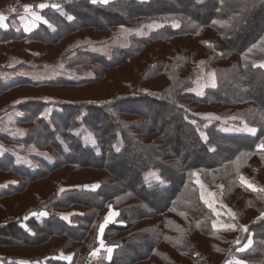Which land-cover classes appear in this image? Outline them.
I'll return each mask as SVG.
<instances>
[{
    "label": "trees",
    "instance_id": "obj_1",
    "mask_svg": "<svg viewBox=\"0 0 264 264\" xmlns=\"http://www.w3.org/2000/svg\"><path fill=\"white\" fill-rule=\"evenodd\" d=\"M11 2L10 20L27 6L48 26L28 34L0 29V58L62 67L66 78L0 83V116L17 103L18 123L38 128L21 144L42 153L38 168L16 153L0 157L1 263L88 264L95 253L96 264H264V0ZM121 32L128 44L110 58L70 49ZM200 69L215 85L197 96ZM92 85L98 96L84 100L5 99L19 90ZM50 103L58 119L38 113ZM223 121L255 134H225ZM83 127L95 147L83 144ZM79 173L94 178L73 184ZM58 184L70 189L57 195ZM214 197L233 217L216 213ZM110 210L117 216L98 252L97 226ZM35 212L46 214L27 219Z\"/></svg>",
    "mask_w": 264,
    "mask_h": 264
},
{
    "label": "rangeland",
    "instance_id": "obj_2",
    "mask_svg": "<svg viewBox=\"0 0 264 264\" xmlns=\"http://www.w3.org/2000/svg\"><path fill=\"white\" fill-rule=\"evenodd\" d=\"M138 1H147V0H138ZM14 6L11 0H2L0 2V16L5 17L2 21H0V29H11V30H19L24 32L25 34H28L38 27L42 26H48L47 21H45L44 18H42L39 14L37 15V12H33L31 10H28L26 8L22 9V14L18 16L17 18L14 17V19H11L8 17V14L13 12ZM152 28V27H151ZM137 34L139 36H144L147 34L143 29L138 30ZM128 34L126 32H121L115 36V38L112 39V41H98V42H92L90 40H82L76 42L74 45L70 47L72 53L74 49H80V50H86L89 52L98 53L100 55H103L107 58H110V50L113 48L118 47H125L128 44ZM53 49V48H52ZM59 51V50H58ZM65 72L62 67L53 68L52 66H44L43 63L36 64V62L32 61L31 58H22L19 56H11L8 55L7 57L0 58V83H8L10 81H13L15 79H30L33 81H42V80H50V79H56V78H66ZM85 77L90 78L91 75H86ZM82 78H77L76 80H81ZM214 77L212 74L209 73H202L201 69L199 70V77L193 86V89L191 90V93L195 95H201L207 88L214 87ZM99 89L95 86H88L82 89H50V88H41L38 90H19L16 93L10 94L5 99H13L14 97H18L21 94L28 93V96H39L41 94L43 95H51V96H59L64 99H70V100H84L88 98H95L97 95V91ZM43 100L48 101L47 98H43ZM5 100L3 99L1 101V104H3ZM53 102V101H50ZM0 104V105H1ZM17 103H14L13 107H10L11 110L8 111H1L3 114L0 116V157L3 155H10L12 156L13 153H16L19 158H16L18 162L21 164L31 166L33 168H38L40 161L39 159L42 158L41 152L38 150H35L33 146H25L22 143V140L24 139L26 142L29 143L27 140L26 132L29 129L36 130V134L38 135L37 127L34 124L30 125H22L18 123V120L23 118V115H21V111L19 108L15 107ZM52 106L43 107L38 111V113H41V115L45 116L46 118H50V115L53 114L54 119H58L56 117L55 112L57 110L56 107H54L55 103H50ZM40 116V117H43ZM56 117V118H55ZM24 119V118H23ZM52 119L53 121H55ZM223 123V124H222ZM220 125V131L225 134H232V135H239V134H245L247 136H253L255 132L249 131V128L245 125L241 126H235L231 124H227L224 121ZM159 124V123H158ZM55 126V125H53ZM80 132L83 133V144L86 147H95L96 143L93 139L92 132L86 128L83 127ZM38 143V142H37ZM46 143V142H45ZM264 149V147H262ZM42 152L47 156L46 153H50L47 157L49 159H53V153L50 152L49 148L43 147ZM40 153V154H39ZM44 159H47L43 157ZM76 176H73V184H77L79 182H87L94 178V176L85 173V174H75ZM62 176V175H61ZM64 176L63 178H65ZM0 182H3V180H0ZM49 183L53 184L55 181L53 178H50L48 180ZM195 182L199 186V188L202 186L198 176L195 177ZM88 183V182H87ZM84 189L87 190H94L97 188V184H86ZM70 189L69 187H62L58 184L57 186V195H59L62 191ZM51 190L48 191L50 193ZM201 193L203 192V195L206 196V199H210L211 196L207 193L206 190H204L203 187L200 188ZM32 192V189H31ZM212 207L216 208V213L218 215H226L227 217H233L232 213L227 211L226 209L222 208V204L220 201L214 197L212 200ZM21 205V204H20ZM20 212H22V205L17 207L13 215H18ZM113 213L115 215H113ZM44 212L40 213H33L27 217L28 218H35L39 219L45 217ZM76 214V212H73V215ZM117 216V213L113 210H110L106 214V218L103 220V222H100L97 226V232L99 234V251L104 250L105 248L102 245L101 242V235L107 226L108 223H112ZM225 216V217H226ZM219 219V218H218ZM108 221L105 223V221ZM220 220V219H219ZM103 225V228L101 229V226ZM216 227H221L220 223L216 224ZM163 251H165V248H161ZM21 252V251H20ZM97 252V253H98ZM60 255L59 258L71 261L72 260V253L71 252H63L59 251ZM96 257L95 253L94 256L91 258V260L88 262V264H96ZM1 262V261H0Z\"/></svg>",
    "mask_w": 264,
    "mask_h": 264
},
{
    "label": "snow or ice",
    "instance_id": "obj_3",
    "mask_svg": "<svg viewBox=\"0 0 264 264\" xmlns=\"http://www.w3.org/2000/svg\"><path fill=\"white\" fill-rule=\"evenodd\" d=\"M95 2H96V0H93V3H95ZM100 2L101 3H107L108 0H100ZM40 7H44V5H40ZM26 9H27V6H26ZM3 19H5V17L0 16V21H2ZM260 66L264 67V65H260ZM249 131L254 133L256 130L255 129H249ZM261 147H264V142L261 143ZM113 215H115V214L113 213ZM107 222L108 221L106 220L105 223H107ZM102 228H103V225L101 226V229ZM109 251H111V250L109 249ZM237 264H239V262H237Z\"/></svg>",
    "mask_w": 264,
    "mask_h": 264
},
{
    "label": "crops",
    "instance_id": "obj_4",
    "mask_svg": "<svg viewBox=\"0 0 264 264\" xmlns=\"http://www.w3.org/2000/svg\"><path fill=\"white\" fill-rule=\"evenodd\" d=\"M37 14V13H36ZM9 15V14H8ZM38 15V14H37ZM0 264H2L1 262H0ZM22 264V263H21Z\"/></svg>",
    "mask_w": 264,
    "mask_h": 264
}]
</instances>
